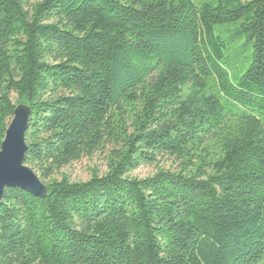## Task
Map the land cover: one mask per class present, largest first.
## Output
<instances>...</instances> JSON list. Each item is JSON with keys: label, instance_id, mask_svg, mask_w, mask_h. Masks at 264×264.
Returning a JSON list of instances; mask_svg holds the SVG:
<instances>
[{"label": "trees", "instance_id": "1", "mask_svg": "<svg viewBox=\"0 0 264 264\" xmlns=\"http://www.w3.org/2000/svg\"><path fill=\"white\" fill-rule=\"evenodd\" d=\"M19 104L47 195L4 192L0 264L264 261V0H0V144Z\"/></svg>", "mask_w": 264, "mask_h": 264}, {"label": "water", "instance_id": "2", "mask_svg": "<svg viewBox=\"0 0 264 264\" xmlns=\"http://www.w3.org/2000/svg\"><path fill=\"white\" fill-rule=\"evenodd\" d=\"M30 115V107L17 105L0 144V204L6 190L21 189L39 198L47 195L45 185L24 163Z\"/></svg>", "mask_w": 264, "mask_h": 264}, {"label": "rangeland", "instance_id": "3", "mask_svg": "<svg viewBox=\"0 0 264 264\" xmlns=\"http://www.w3.org/2000/svg\"><path fill=\"white\" fill-rule=\"evenodd\" d=\"M225 3L226 5H232L235 1L245 2L247 0H191L195 5L210 4L216 6L219 2ZM217 32L221 30L223 32L222 36L228 41L229 45H236V50L242 52H251L250 46H244V40L238 38L235 34V29L238 28V23L225 24L216 27ZM233 51L231 50L230 53ZM11 101L16 103V96L14 94L10 95ZM159 167L168 168L169 162L161 163ZM105 170L104 161L101 156H94L92 159H82L79 162L73 163L72 165L66 167L61 171L63 175L67 177L68 180L72 182L86 181L89 179L92 171H96L101 174ZM156 168L152 167H141L130 174L133 178H145L153 173H155ZM264 264V261L261 263Z\"/></svg>", "mask_w": 264, "mask_h": 264}]
</instances>
